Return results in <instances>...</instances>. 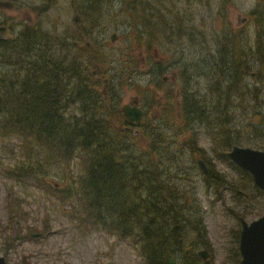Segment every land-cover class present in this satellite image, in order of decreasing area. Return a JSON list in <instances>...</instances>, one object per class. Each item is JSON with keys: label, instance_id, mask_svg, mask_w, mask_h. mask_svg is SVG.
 Wrapping results in <instances>:
<instances>
[{"label": "trees", "instance_id": "1", "mask_svg": "<svg viewBox=\"0 0 264 264\" xmlns=\"http://www.w3.org/2000/svg\"><path fill=\"white\" fill-rule=\"evenodd\" d=\"M119 1L122 8L114 13L113 0H72L76 13L84 21L82 27L77 26V38L69 37L68 32L63 35L46 29L39 21L34 26L12 25L8 33L0 35V137L8 144L18 142L25 157L12 172L1 166L10 178L27 188L48 184L45 178L52 162L64 172V175L58 173L57 178L67 180L70 177L66 169L76 162L84 173L78 191L57 189V185L48 189L54 194L60 190L64 200H70L69 217L85 222L81 226L89 222L86 227L116 234L122 240H129L130 236L139 239L141 257L146 264H170L193 234L196 233V240L190 246L195 250H203L210 244L204 219L195 218L197 211L184 196L188 197L189 191L196 188L184 190L176 184L186 165L199 166L201 159L196 153L201 150L200 129L210 131L214 151L218 141L221 153L216 154L221 160L227 161L234 146L264 150V143H260L264 142V0H258L249 13L252 35L249 30L241 34L224 28L225 35L214 47L215 53L202 54L199 62L192 59L198 63L193 75L189 71L191 65L186 64L177 74L179 80L182 77L189 84L192 77L215 71L207 80L211 88L205 98L198 100L195 92L188 93L184 86L183 93L179 89L178 104L163 106L149 122L146 119L139 125L129 124L119 111L120 81L131 80L133 72L126 61L132 54L112 61L122 73L105 72L108 80L107 96H104L100 91L103 78L93 75L90 69L94 63L100 65L95 60L100 48L95 30L103 26V39L108 40L111 33L120 31L124 22L119 23V16H123L130 21L126 30L137 33L153 56L155 52L160 54L155 45L166 35L179 39L190 37L189 42L195 48L204 44L205 38L201 36L203 42L193 44L192 28L183 30V25L167 22L170 14L163 7L173 0ZM48 2L46 8L55 5L56 0ZM196 2L188 0L187 7ZM177 21L182 23L180 17ZM82 43L78 55L64 54ZM150 58L148 74L162 81L163 72L171 69L170 66L164 67L161 61ZM134 69L138 71L139 65ZM250 78L252 84L247 83ZM134 90L142 94L141 102L148 113L156 104L148 95L151 93L137 84ZM244 121L250 124L243 129L251 128V132L245 136L233 132L232 127ZM213 129L219 133L216 141ZM249 134L260 139H248ZM136 140L144 141L145 151ZM202 151L201 158L207 166L206 153ZM202 173L209 175L203 176L207 189L212 187L210 182L227 183L225 187L230 184L226 175L211 176L209 168L207 173ZM242 178V182L249 179L253 189L264 195L250 174L244 172ZM63 198L60 196L61 201ZM22 205L23 199L19 197L11 201L10 210L16 209L15 217L21 209L26 216ZM32 229L21 227L17 235L7 238L13 245L23 234L30 236ZM193 257L190 264H199L198 253Z\"/></svg>", "mask_w": 264, "mask_h": 264}, {"label": "rangeland", "instance_id": "2", "mask_svg": "<svg viewBox=\"0 0 264 264\" xmlns=\"http://www.w3.org/2000/svg\"><path fill=\"white\" fill-rule=\"evenodd\" d=\"M9 1L15 3L13 9H0V21L6 22L5 26L8 27L14 25L20 28L21 25L28 24L34 26L39 21L46 29L57 30L63 35L68 32L69 37L75 36L77 38V26L82 27L84 25V21H81V17L73 7L72 0H56L55 5L48 8H46V4L49 3L48 0ZM257 1L197 0L192 7H187L189 6L188 0L166 2L163 9L170 14H166L167 22L181 24L183 30L192 28L194 30L191 39L193 44L203 42L202 37L205 38V42L199 48H195L189 42L190 37L179 39L176 36L169 37L166 35L165 39L160 38L156 43V49H160V54L155 52L154 56L153 53L148 52L144 40L141 41L137 33L128 28L126 30L130 21L123 16H119V23H124L121 25L120 31L115 33L117 34L116 42L111 40L114 33L109 35L108 40L103 39L104 28L100 26L95 30V37L100 47L96 51L95 60L103 68L110 67L109 70H103L99 64L94 63L93 67L95 68H90L93 75L98 74L99 77L103 78L100 83V91L103 93L105 90L103 94L107 96L105 81L108 79L105 72L109 75L122 73L112 61L116 57L121 59L123 56L132 54L130 60H124L129 62V68L133 72L131 80L127 81V78H124L120 81L122 92L119 111L121 116H123L122 108L124 105H133L134 99L142 98V94L134 90L136 84L150 92L149 97L156 103L148 113L145 111L146 115L143 120L147 119L148 122L155 117L154 114L161 112L163 106L172 103L178 104L180 91L183 93L184 86L188 93L195 92L198 100L202 101L211 88L207 80H210V76L215 71L212 70L211 73L206 71L204 76L200 74L199 78L192 77L189 84L186 80V83L184 80L182 81V77L179 80L177 74L183 70V66L186 64L191 65L189 71L193 75L194 67H197L198 63L193 62L192 59L195 58L199 62L202 54L213 53L217 42L221 41L225 35L224 28L227 30L231 28L232 31L241 34H247V30H249L252 35L253 24L249 13L255 8ZM111 6L114 13L119 12L122 8L119 0H113ZM39 9H41L40 12H38ZM77 17L78 21L76 22ZM179 17L182 23L177 21ZM101 39L106 42L101 41ZM83 46L82 43L78 48L67 49L64 54L69 57L78 55L79 49H83ZM150 56L157 62L161 61L164 67L170 66L171 68L163 72L162 81H157L154 79L155 76L148 74ZM181 63L184 64L181 65ZM138 65L137 71L134 66ZM252 82L254 81L250 78L247 83L252 84ZM113 121L117 122L115 118ZM249 124L248 121L237 124L232 127L233 132L245 136L251 132V128L243 129V127ZM213 131L215 134L212 135L216 141L219 133L214 129ZM198 138L201 150L197 151V158L203 160L201 157L202 150H204L211 176L226 175L230 179V184L225 187L227 183L218 182L215 185L210 182L212 187L207 189L204 177H209V175L199 171L201 168L198 164L191 167L186 165L183 168L184 173L180 176L181 180L176 181V184L183 187L184 190L191 187L196 188L189 191V198L186 194L184 196L188 204L195 207L194 211H197L195 218L204 219L210 242L208 247H205L208 250V259L212 264H238V261L240 264L241 257L238 255L240 256L241 219L251 223L264 215V195L253 189L249 179L246 178L245 182H242L244 172L234 166L229 159L225 161L218 158L217 154L221 153L220 146H218V141L215 142L214 151V139L207 128L200 129ZM248 139L259 140L260 137L249 134ZM136 143L140 145L143 151L147 148L144 141L136 140ZM260 143L263 144L264 142L260 141ZM13 144H8L0 137V257H4L9 264H146L141 257L142 250L139 246L141 242L139 239L131 236L128 237L129 240L119 239L116 234H108L98 228L86 227L87 224H90L89 222L85 226H81L85 222L76 217H69L70 200H64L63 192L59 190L58 192L55 191L56 194H54L48 190L49 186L57 185V189L70 188L73 191H78L79 180L84 173L80 166L76 165V162H73L68 168L62 166V168H67L66 172L69 173L70 178L67 180L62 181L61 176L57 178L58 173L64 175V172L57 168L55 162H52L48 169V178H45V182L49 185L24 188L22 183H17L10 178L8 173L3 171L2 166L7 168V172H12L16 165L25 161L19 143ZM243 147L249 146L244 145ZM257 150L264 151L260 148ZM185 174L190 178L187 179ZM239 190H241L240 194H238ZM234 191L235 193H233ZM60 196L63 201H61ZM14 197L23 199L22 208L26 216L22 215V209L17 212V217L14 216L16 209L10 210L11 201ZM11 216H14V221L11 220ZM47 226L48 230H46ZM21 227L26 228V230L33 228V232L29 234L30 236L22 233L23 238L17 239L12 245L7 237L17 235L18 229ZM33 235L41 236L34 238ZM195 236L196 233L188 240L190 242L184 246L185 250L182 249L175 255L174 264H190L194 260L193 255L201 251L190 246L191 242L195 243L193 241V239L196 240ZM186 251H189L191 255L188 256V260L185 258ZM199 264H204L203 260H200Z\"/></svg>", "mask_w": 264, "mask_h": 264}, {"label": "water", "instance_id": "3", "mask_svg": "<svg viewBox=\"0 0 264 264\" xmlns=\"http://www.w3.org/2000/svg\"><path fill=\"white\" fill-rule=\"evenodd\" d=\"M14 4L11 1L0 0V9H13ZM7 27L0 28V34H4ZM112 42L117 41V34L111 37ZM105 93V90L104 92ZM138 103L134 102L135 106L124 105L122 112L124 117L131 124H141L143 119V111L137 107ZM228 158L233 164L243 171L249 173L254 184L264 193V152L254 150L252 148L234 147L228 154ZM199 165L204 172H207L205 164L199 160ZM242 228L240 231L239 252L241 256L240 264H264V215L251 222L247 223L244 219L241 220ZM41 235H34V238H39ZM176 247L173 248L175 250ZM199 257L204 264H212L208 259L207 250L200 251ZM173 257L170 264H174ZM0 264H8L5 258L0 257Z\"/></svg>", "mask_w": 264, "mask_h": 264}, {"label": "flooded vegetation", "instance_id": "4", "mask_svg": "<svg viewBox=\"0 0 264 264\" xmlns=\"http://www.w3.org/2000/svg\"><path fill=\"white\" fill-rule=\"evenodd\" d=\"M1 27H6L5 26V24L4 23H2L1 21H0V28ZM8 26H7V31L4 33V34H0V35H5L6 33H8ZM134 102H137L138 104L136 105L137 107H139L140 109H142V111H143V117L145 116V114H146V110H147V108H145L144 106H143V104H142V102H141V98L139 97V98H136V99H134L133 100V103ZM132 103V104H133ZM123 115V114H122ZM125 118V117H124ZM126 119V118H125ZM127 120V119H126ZM128 121V120H127ZM129 123V122H128ZM129 124H131V123H129ZM122 126V125H121ZM121 130L122 131H124V129L123 128H121ZM185 255H187V256H189V251H186V253H185ZM174 258H176L175 256H173Z\"/></svg>", "mask_w": 264, "mask_h": 264}]
</instances>
